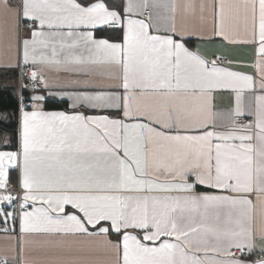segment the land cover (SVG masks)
I'll use <instances>...</instances> for the list:
<instances>
[{
	"label": "snow or ice",
	"instance_id": "obj_1",
	"mask_svg": "<svg viewBox=\"0 0 264 264\" xmlns=\"http://www.w3.org/2000/svg\"><path fill=\"white\" fill-rule=\"evenodd\" d=\"M0 13L32 90L0 129V232L18 245L0 264H264V0ZM193 40L251 48L252 72Z\"/></svg>",
	"mask_w": 264,
	"mask_h": 264
},
{
	"label": "crops",
	"instance_id": "obj_2",
	"mask_svg": "<svg viewBox=\"0 0 264 264\" xmlns=\"http://www.w3.org/2000/svg\"><path fill=\"white\" fill-rule=\"evenodd\" d=\"M2 17V13H0ZM191 47L195 48L200 46L203 49L205 55L211 57L213 53L216 55L226 56L228 59L240 61L241 64L232 65V67L237 68V70L244 72H252L250 67H245L243 65L250 64L252 60V51L248 47L240 46H226L221 44L219 41L202 45L199 41L193 40ZM16 55L14 51L5 52L0 49V90L6 89H17L16 84L18 82V68L16 67ZM51 75V74H50ZM56 90V89H54ZM32 94V90H29V96ZM49 99H54L60 103H64L68 108V102L66 100H60L57 97H49ZM217 108H227L230 106V101L227 96H217L216 99ZM62 110V109H61ZM63 110H67L64 108ZM4 113H0V119H3ZM13 185H15V176L13 177ZM17 231H18V225ZM18 253V245L16 239L13 238V234H5L0 232V258L7 256L9 259L16 257ZM26 258L32 259L35 257V253L26 251Z\"/></svg>",
	"mask_w": 264,
	"mask_h": 264
},
{
	"label": "trees",
	"instance_id": "obj_3",
	"mask_svg": "<svg viewBox=\"0 0 264 264\" xmlns=\"http://www.w3.org/2000/svg\"><path fill=\"white\" fill-rule=\"evenodd\" d=\"M24 94L29 97V88L25 89ZM64 108L67 109L64 103L49 99L47 110H63ZM0 113L5 115L3 119H0V129L11 132L18 126V89L0 90ZM7 125H11V128Z\"/></svg>",
	"mask_w": 264,
	"mask_h": 264
},
{
	"label": "built area",
	"instance_id": "obj_4",
	"mask_svg": "<svg viewBox=\"0 0 264 264\" xmlns=\"http://www.w3.org/2000/svg\"><path fill=\"white\" fill-rule=\"evenodd\" d=\"M18 70H19V81L18 82H20V85H21V88L18 90V107H19L20 96H24L25 102H27L28 97L24 94L25 88L22 85L29 83V80L25 72L22 70V67H19ZM18 117H19V112H18Z\"/></svg>",
	"mask_w": 264,
	"mask_h": 264
},
{
	"label": "rangeland",
	"instance_id": "obj_5",
	"mask_svg": "<svg viewBox=\"0 0 264 264\" xmlns=\"http://www.w3.org/2000/svg\"><path fill=\"white\" fill-rule=\"evenodd\" d=\"M18 81H19V78H18ZM16 88H17L18 90L21 88L20 82H17V84H16ZM29 90H30V88H29Z\"/></svg>",
	"mask_w": 264,
	"mask_h": 264
}]
</instances>
